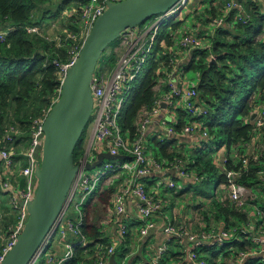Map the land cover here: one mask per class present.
<instances>
[{"label": "built area", "instance_id": "built-area-1", "mask_svg": "<svg viewBox=\"0 0 264 264\" xmlns=\"http://www.w3.org/2000/svg\"><path fill=\"white\" fill-rule=\"evenodd\" d=\"M107 1L120 3L126 0H78L76 11L80 15V28H78L80 32L66 38V40L73 42V51L71 52V61L60 66L62 81L66 77L68 69L78 58L82 45L96 20L108 9ZM194 3L195 0H180L166 13L154 17L141 27L126 31L119 39L120 47L118 53L120 52V55L117 57L114 70L108 72L107 70L99 69L98 71L97 66L90 86L94 99L93 116H95V123L89 144L84 155L77 163L78 171L64 208L51 227L44 244L39 249L32 264H37L40 260H44V264H65L74 257L75 246L85 248L88 245V241L81 230L85 219V208L81 210V207H85L91 199L95 198L102 188H110L109 186L115 180H120V184L115 187L117 189L112 194L113 209L109 211V219H106L102 223V227L109 234L110 224H116L120 217L126 214L128 200L133 198L137 201L138 217L136 220L138 228H136V234L137 237L142 239L153 231L156 227V216L162 213L169 204V201L160 190L155 189L151 191L150 189L152 188L148 189L147 185L142 181L147 178H156L153 177L154 175L162 178V176L172 173L182 178L192 176L195 180L198 179L196 174L186 171L182 160L169 162L165 159L166 162H160L154 159L153 162H150L146 157V151L150 143L147 131L148 127L155 121L159 123L164 133V137H160L157 140L158 142L162 143L169 137L178 140L183 136H193L196 134L197 136L204 137L206 140L209 139L208 130L204 129L203 124L196 120L199 116L207 114V110L200 103V96L196 89L197 85L191 87L181 77L177 81H172V73H166V77L158 79L154 87L156 93L154 102L149 106L143 107L134 122L135 134L132 135L129 130H125L120 124L123 110L133 92L134 85L140 75L148 68L150 60L156 52V47L159 44L162 50L168 49L165 41L160 40L163 25L177 15H182L184 10L191 11ZM220 3V0H210L211 7H216ZM234 8H239L240 12L243 13V7L239 4V0H227L224 5L225 14L213 18L211 25L216 29L224 27L227 15ZM197 29L190 26L184 32V39L180 44V50L190 53L197 49H210V45H204L206 41L211 42L210 38L205 39L201 37L196 33ZM29 32L38 33V29H29ZM5 36L6 33L0 30V40H4ZM160 55L161 53L158 52L156 57L159 58ZM172 63H176L174 58H172ZM56 65L58 64L56 63ZM50 110L43 118L34 122L32 138L21 153L17 154L12 149L0 146V161L3 168L0 175V195L9 198L8 205L11 213L14 215V223L4 228L6 233L2 237L3 243L0 245V263L3 262L10 250L16 245L18 237L23 232L29 218L26 205L36 195L35 168L42 158L44 142L43 124ZM178 111H183L189 116L186 125L180 132L176 130ZM254 125L255 138L250 144L245 146V155L241 157L237 153L233 156L236 160L232 159L231 155L229 156L236 163L240 161L242 165L238 170L228 173L230 177L228 184L219 186L220 190L222 189L224 193L222 197L223 201L220 200L221 202L229 201L237 207L244 209L248 205V201L245 202V195L247 191L253 190L239 184L238 179L248 170V166L252 160L258 161L261 157L264 158V104L259 106ZM125 133H128V137L125 136ZM14 134H19V132H17L15 127H11L5 136V142H14ZM258 144H261L262 152L260 154H258ZM101 153H109L117 157L122 156V158L104 160L100 165L101 173L97 177L86 175V165H93L97 162L98 155ZM19 155L26 158V165H23L22 160L18 159ZM229 158H221L220 162L223 169H225L224 166ZM20 175L25 178L24 187L21 186L18 180V176ZM259 179L264 188V171L259 173ZM163 183L166 185L167 191H172L176 188V182L173 179H168ZM261 194L263 198L260 196L254 202H251L250 206L257 212L258 218L264 221V211L262 210L264 206V194L262 192ZM20 202H24V205L21 206ZM73 205H75L78 212L76 222L66 219ZM261 225L260 238L251 236L253 232L257 233V230H247L245 228L247 225L242 228L243 233L251 238L257 247H253L248 252H240L241 260L247 257L264 256V223H261ZM236 230H233L234 234H236ZM118 231L119 240L122 243L130 235L129 225L121 221ZM164 233L170 244L172 242L179 244L187 243L189 247L188 250L184 251V256L192 264H206L205 260L198 253L206 244L209 247H222L232 243L234 240V234L229 233L228 230H212L207 237H204L205 239H202L200 236L199 238L191 234L186 227L176 228L171 223L165 225ZM69 237L73 241H68ZM206 238L210 239L208 243L204 241L207 240ZM64 240L66 241L63 244L64 252L57 254L54 246L59 241ZM166 250L167 248L161 249L160 255L164 254ZM112 255H115V245H110V243L109 245L98 244L95 247V252L87 257V262L82 264H109ZM160 263V259L157 258L152 264ZM117 264H125V262H117Z\"/></svg>", "mask_w": 264, "mask_h": 264}, {"label": "trees", "instance_id": "trees-1", "mask_svg": "<svg viewBox=\"0 0 264 264\" xmlns=\"http://www.w3.org/2000/svg\"><path fill=\"white\" fill-rule=\"evenodd\" d=\"M220 1L219 5L211 7L210 21L225 14L224 5L227 0ZM69 2L0 0V30L6 33L4 40H0V146L12 149L17 154L27 147L32 138L34 122L43 118L59 98L62 82L60 66L71 61L70 48H73V42L65 40L66 34H62L60 38H50L44 28L53 22L65 23L64 12ZM239 4L243 7V13L239 8H234L227 15L226 25L216 29L210 36V49L192 51L191 59L184 65L186 70L200 72L196 89L207 114L199 116L196 120L208 130L209 139L201 142L195 149L186 151L189 152L187 155L183 153V148L175 146L178 141L174 138H166L162 143L155 142L167 161L182 160L186 171L196 174L198 182L203 176L210 178L213 175L217 179L218 188L222 184H228V173L238 170L242 165L240 161L236 163L230 159L229 152L233 148L238 149L239 156H244L243 148L255 138V125L251 118L257 113L259 106L264 104V1L239 0ZM73 19H67L72 21L71 27H74ZM194 19L197 20L198 16L195 15ZM205 27L207 28V24ZM33 28H37L38 33H30L29 29ZM164 37L161 29L160 40H164ZM158 52L161 53L159 58L156 57ZM172 58V54L164 52L158 44L148 68L136 81L120 119L122 128L129 130L132 135L135 134L134 122L142 108L151 105L155 100L154 87L158 79L166 77V73L161 72V66L169 71L174 68ZM212 58L215 60L213 63ZM187 119L189 116L185 112L178 111L177 131L180 132L184 128ZM11 127H15L19 134H14V142H5V136ZM215 133L220 138L217 149L225 147L228 153L224 156L229 158L225 169L214 161L211 140ZM84 135L85 132L74 152L76 163L85 153L82 148ZM18 159H22V163L26 165L25 157L19 155ZM2 171L0 161V175ZM262 171L264 158L252 160L248 170L238 179V183L255 190L262 183L259 179V173ZM115 187L102 188L86 205L81 230L88 245L85 248L75 246L74 257L65 264L87 262V257L95 252L96 245H109V236L103 229L102 222L109 219V211L113 209L112 194ZM261 188L264 194V188ZM3 197L4 195H0V203ZM213 201L219 214L224 216L217 218L218 221H223V226H234L232 221L242 226L248 225L249 215L244 208L229 201ZM8 206L9 211H4L10 212L11 218H7L5 227L14 223V215ZM2 207L6 208V205ZM262 210L264 211V206ZM205 214L208 218L207 212ZM206 231L211 230L207 227ZM236 233L243 241L234 239L225 246L207 249L210 254L204 259L206 264H218L216 258L228 247L238 252L250 251L255 247L242 228L237 229ZM129 243L130 239L126 240V245ZM129 251V248L122 247L121 252L116 253L119 258L124 259ZM37 264H44V260ZM244 264H264V256L250 257Z\"/></svg>", "mask_w": 264, "mask_h": 264}, {"label": "water", "instance_id": "water-1", "mask_svg": "<svg viewBox=\"0 0 264 264\" xmlns=\"http://www.w3.org/2000/svg\"><path fill=\"white\" fill-rule=\"evenodd\" d=\"M179 1H107L108 9L93 25L78 58L61 82L58 100L45 119L42 158L35 168L36 195L26 205L29 218L16 245L0 264H32L64 208L78 171L74 152L94 112L91 81L107 48L126 31L136 29L154 17L166 13ZM213 62L215 60H212ZM255 118L256 114L251 120L254 121ZM121 158L122 156L101 153L98 155V161L93 165L87 164L86 169L92 170L104 160ZM20 204L23 206L24 202ZM110 264H117L115 255L111 256Z\"/></svg>", "mask_w": 264, "mask_h": 264}, {"label": "rangeland", "instance_id": "rangeland-1", "mask_svg": "<svg viewBox=\"0 0 264 264\" xmlns=\"http://www.w3.org/2000/svg\"><path fill=\"white\" fill-rule=\"evenodd\" d=\"M251 1V0H248ZM69 7V8H68ZM67 7V9L65 10L64 14H65V23L62 22H53L50 23L49 26L45 27L44 30L47 34V36H50V38H54V37H58L60 38V36L62 34H66L67 36H71L77 32H80L78 30V28H80V15L79 13L76 11V9L78 8V4L77 2H72L69 6ZM195 6L191 7V11L190 10H184L182 12V15H177L175 18L170 19L165 25H163L162 27V31L164 32V40L165 43L167 42L168 44V49L164 50V52H168V54H172L174 60L179 61V59L181 57H183L185 54H187L186 52H183L182 50H180V44L182 43L183 39H184V32L190 28V26L195 27L197 29V34H199L201 37L203 38H210L212 32L216 29L214 26L211 25V21L210 19V15H209V11L211 9L210 6V0H205L203 3V6L201 8L192 10ZM198 16V19L195 20L194 16ZM219 17V15L217 16ZM68 18H74L73 20V26L71 27L72 21H68ZM61 21V18L60 20ZM205 24H207V29H205ZM64 30V32H63ZM208 30V31H207ZM68 38V37H67ZM66 40V39H65ZM68 41V40H66ZM211 42H204L205 46L210 45ZM120 47V42L119 40H117L116 42H114L112 45H110L107 50L105 51V53L103 54V56L101 57V59L98 62V71L99 69H103V70H107L108 72H112L115 68V64H116V59L117 57L120 55V52L118 53ZM73 51V48L71 46L70 48V52ZM167 54V53H166ZM213 59V58H212ZM214 60V59H213ZM159 61V60H158ZM180 63V61H179ZM178 64V63H177ZM177 64L174 66V68L172 69V71L167 70L164 66H161L163 72L165 73H174L175 70L178 71V73L180 74V76H182L181 78L184 79L185 81L188 82V84L191 87H195L198 82H199V78H200V72L198 70H189L185 68L184 65L186 64H182L179 68L176 67ZM95 116H92V119L89 123V125L86 128L85 131V135H84V143H83V149H87V146L89 144V140H90V136H91V132L93 131L94 128V120ZM168 119H170L168 117ZM125 136L128 137V133H125ZM217 133H215L214 138H212L211 142H212V147L214 148V153H216L217 151V144L219 142ZM150 143L148 145L147 151H146V157L150 162H153L154 159H157L160 162H166L165 158L162 156L161 153V149L158 145H156L153 142V138L150 137L149 138ZM261 144H258V154H260V152H262L261 150ZM225 151V150H223ZM237 150H234V153H231L232 159L236 160V158H234L233 156L236 155L238 152ZM244 151V148H243ZM183 153L185 155H187L189 152H186V150H183ZM94 154V152H93ZM192 156V154H190ZM245 155V153H244ZM188 157V156H187ZM101 173V166H98L92 170H86L85 174L88 176H92V177H97L99 176V174ZM209 176H203L201 177V180L199 182H197L195 185H193L190 189L186 190L183 194L180 192V189H176L173 192L172 191H166V185L163 183V180L161 178H147L145 179L144 183L145 185H147V188L149 189L150 187L152 190H160L162 192V194L167 195V197H169V199H171L173 201L170 202L171 204H168V209L169 207H171V209H167V213L172 216L173 215V209L172 207L175 206L177 207L179 210H185L184 207H186L189 201H194V205L202 207L203 206V210L200 211L197 214V219H196V226L195 228L199 229V231L203 228H201L200 226L204 225V228H210V230L215 229V231H219V230H228L229 233L234 234L233 230L239 229V228H243V226L235 221H232V225L234 226H230V227H226L224 225L223 227V221H218L217 218L220 217H224L223 215L219 214L218 209L216 208V206L213 204V200H222V197L224 195L222 189L218 191V193H215V191L218 189L217 186V179L216 177H214L213 175L210 176V178H208ZM209 179V180H206ZM120 184V180H115L109 187L112 186H118ZM117 188H115L116 190ZM168 192V193H167ZM181 193V194H180ZM261 195L260 191H247L246 195H245V202H247V208L245 209L248 213H250V211L252 210L250 207L251 202H254L255 200H257ZM220 201V202H221ZM9 204V198L7 196H4L2 198V202L0 203V213L2 215H0V245L3 243V239L2 237L5 235L6 231L4 229V226L6 224V220L7 218L3 217L4 216V212H5V216H8L10 214L7 205ZM2 205H6L5 207H2ZM264 205V203H263ZM86 207V205H85ZM85 207H81V210H84ZM7 211H4V210ZM208 214V218H206V213ZM166 213V214H167ZM167 215V217L169 216ZM78 218V212L75 208V205L72 206V208L69 210L66 219L67 220H71L72 222H76ZM224 219V218H222ZM221 219V220H222ZM221 227H223L222 229H220ZM237 235V233H236ZM172 252H171V256H170V262L174 263V264H181L180 259V255L182 254L183 249L181 248V246H173L171 248ZM230 247H228L227 250H225L224 252H222L220 255L223 259L227 258L230 259L229 257L231 256V254H227L226 253L229 251ZM180 256V257H179Z\"/></svg>", "mask_w": 264, "mask_h": 264}, {"label": "crops", "instance_id": "crops-1", "mask_svg": "<svg viewBox=\"0 0 264 264\" xmlns=\"http://www.w3.org/2000/svg\"><path fill=\"white\" fill-rule=\"evenodd\" d=\"M69 1H70L69 5L75 1L78 3V0H69ZM204 1L205 0H195V3L193 4V6H195V7L193 8V10L198 9V7L201 8L203 6ZM205 29H207V28H205ZM191 53L192 52L187 53L183 57H181L179 59L180 63H179V61L175 60L176 61L175 65L178 63L176 67L179 68L182 64H186L191 59ZM172 75H173L172 81L173 80L177 81L178 78L182 77V76H180V74L178 73L177 70H175V72L172 73ZM187 121H188V119H187ZM147 135H148V137L153 138L154 143L157 140H159L160 137H164L163 130L159 126V123L157 121H155L154 123H152L148 127ZM204 140H206L204 137H202L200 135L197 136V134L193 135V136L186 135V136H183L181 139H178L177 140L178 142L175 146L183 148L182 151L183 150L188 151V150L195 149V147H198L199 145H201V142H203ZM223 150H225V151H223ZM234 150H237V149L233 148L229 152V154H231L232 152L234 153ZM227 154L228 153H227V150L225 147H222L219 150L217 149V152L214 153V161L216 162V164L221 166L220 160L222 157L226 156ZM19 160H22V159H19ZM153 177L161 178V177H158L157 175H154ZM161 179L163 180V182H166L168 179L169 180L173 179L176 182V188L174 190H176L178 188V189H180V192L182 194L198 182V179L195 180V178L192 176L182 178V177L177 176L176 174H173V173L172 174H166V175L162 176ZM18 180L20 181L21 186L24 187L25 178L20 175V176H18ZM144 181L145 180H143L142 182L144 183ZM35 182L37 183L36 178H35ZM261 187H263L262 183H261L260 187H258L257 189H255L253 191H260L261 192V189H262ZM174 190H172V192ZM219 190H220V188H218L215 191V193H218ZM164 196L169 201V204H171L170 202L172 200L169 199V197H167V195L164 194ZM260 196L262 197L263 195L261 194ZM172 203H173V201H172ZM194 203H195L194 201H189L187 203L188 205L186 207H184L185 210H179L177 207L173 206L172 207V209H173V212H172L173 215L172 216H170L167 213V211L169 209H171V207H169V209H168V207H167L168 205H167L165 207V209L163 210V212L156 216V218H155L156 227L153 229V231L147 237L140 239L139 237H137V234H136V228H138V223L136 220L138 217V215H137V201L133 198L129 199L128 203H127L126 214L121 216L119 221L116 224H112V225L110 224V228H109V234H108L109 239H110L109 243H110V245H115L116 262L120 263V262L124 261L125 264H152L155 259L159 258L161 261L160 264H174V263L170 262V256H171V252H172L171 248L173 246H181V248L183 249L182 254L180 255L181 257L179 256L180 257L179 260L181 261V264H192V262H189L187 260V257L184 256L185 255L184 251L188 250V247H189V246H187V243H185V244H179L176 242H172V244L168 243L167 237L165 236V233H164V228H165V225L168 223L173 224L176 228L186 227V229L191 234L198 236V237L200 236L202 239H205L204 237L205 236L207 237L208 234L210 233V231L207 232L206 231L207 228H204L205 227L204 225L200 226L201 228H203L202 231L201 230L199 231V229L195 228V226L197 225L196 224L197 214L203 210V206L199 207V206L194 205ZM250 208L252 209L250 211V213H248L246 211L249 215V223H248L247 227H245V228H247V230L248 229L257 230V233L253 232V234L251 236L254 238H255V236H257V238H260L261 237L260 236V232H261L260 227L262 226L261 223H264V221L261 220L260 218H258L257 212L252 207H250ZM0 215H2V214L0 213ZM167 215H169V216L167 217ZM10 216L11 215L5 216V212H4L3 217L11 218ZM121 221H124L129 225V231H130V235H128L127 238L122 243L119 240V231H118L119 227L121 226ZM9 222H10V220H9ZM223 227H221L220 229H222ZM4 228H5V226H4ZM212 230H215V229H212ZM238 236L239 235L234 234L233 239H235V241L236 240L243 241L242 237H240V236L238 237ZM128 239H130V243H129V245H126V240H128ZM67 240L73 241V239L71 237H69ZM209 240L210 239H207L204 241H205V243H208ZM250 240H251V238H250ZM64 242H66V241L65 240L59 241L54 246V250L57 254H62L64 252V246H63ZM122 247H124L125 249L129 248V250H130L129 253L124 257V259H121L118 257V253L121 252ZM212 247L213 246L209 247L206 244V246L203 247V249L199 250V252H198L199 255L201 254L200 257L202 259H205L206 257H208L210 252L206 251V250L207 249L209 250ZM255 247H257V246H255ZM163 248L164 249L167 248V250L164 254L160 255V250ZM116 252H118V253H116ZM228 252H230V254H231V256L229 257L230 259H227V258L223 259L221 257V255H219L216 258V262L218 264H224V263L239 264L240 262H241V264H244L245 261L248 258H250V257H247L246 259L241 260L240 255H239L240 252H238L237 250H235L233 248H230Z\"/></svg>", "mask_w": 264, "mask_h": 264}]
</instances>
